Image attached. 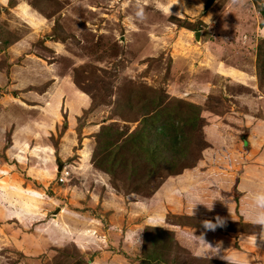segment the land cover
Returning a JSON list of instances; mask_svg holds the SVG:
<instances>
[{
  "label": "rangeland",
  "instance_id": "374dc122",
  "mask_svg": "<svg viewBox=\"0 0 264 264\" xmlns=\"http://www.w3.org/2000/svg\"><path fill=\"white\" fill-rule=\"evenodd\" d=\"M207 1L0 0V264H138L152 239L159 264H207L172 242L193 216L147 223L167 182L181 193L208 120L264 114V0Z\"/></svg>",
  "mask_w": 264,
  "mask_h": 264
},
{
  "label": "crops",
  "instance_id": "0c3cea01",
  "mask_svg": "<svg viewBox=\"0 0 264 264\" xmlns=\"http://www.w3.org/2000/svg\"><path fill=\"white\" fill-rule=\"evenodd\" d=\"M22 13L24 16L31 14L27 10L25 12L22 11ZM242 43L244 44L240 43V45L247 44L245 41ZM25 71L28 70L26 69ZM234 71L231 69L229 75L232 78H236L237 82L239 81L238 83L242 81L247 83L249 81V78H245L247 76L241 73L242 71L236 69ZM31 75L33 76V72ZM262 99H259L260 102H264V99ZM251 118L245 116V118L233 121L231 117L229 121L224 120V122L220 123L211 122L213 121L212 119L211 121L208 120V124L204 127V137L205 141L210 143H207L196 165L176 177L180 181L177 192L181 190V193H176L177 197H175L176 199L174 198L175 192L173 185L170 184L171 181L167 182L166 186L162 188L161 192L164 191L163 210L158 208L159 212L153 214L152 219L163 223L165 213L169 211L174 215L193 216L195 221L212 220L215 222L217 216L225 221L221 229L214 231L201 227L190 228V230L177 227H175L176 230L173 229V244L182 249L188 246L189 256L194 260L210 259L203 252L197 254L199 250L192 237V233L195 232L197 236L203 234L206 241L214 247L222 242L220 256H231L237 264H264V235L261 234V229L251 222V218L255 214L252 194L264 191L263 111L262 115L257 116V118ZM243 130L246 131V140L242 135L244 133ZM237 138L238 140L235 141ZM224 142L226 147L228 145L226 142L234 143L237 149L233 147V150L227 151L228 155L224 154L225 156L222 157L218 154L219 166H215L216 164L207 165L209 158H214L216 149L221 148L220 145ZM261 144L263 145L262 149L259 147ZM185 175H189V181L182 183L181 179ZM184 184L189 185L190 192L188 195L184 194L181 189ZM197 189H201L206 196L201 195V197L197 195V191H192ZM154 215L156 216L154 217ZM237 221L238 223H234ZM242 223L248 224L247 232L242 229ZM107 230L105 231L108 232ZM211 259L230 264L229 261L220 259L219 256H213Z\"/></svg>",
  "mask_w": 264,
  "mask_h": 264
},
{
  "label": "clouds",
  "instance_id": "9594fccd",
  "mask_svg": "<svg viewBox=\"0 0 264 264\" xmlns=\"http://www.w3.org/2000/svg\"><path fill=\"white\" fill-rule=\"evenodd\" d=\"M233 3H236L237 0H232ZM172 4H168L167 6L163 3H160V0H157V7H159L165 14L171 13ZM179 15V14H178ZM252 201L253 206L255 208V214L251 218V222L255 225H257L261 229V234L264 235V191H259L254 194H252ZM211 209V208H209ZM147 223L153 227L161 226L162 227V221L156 220V219H149ZM225 224V221L223 218L217 216L215 222L212 220H204L202 221V225L204 229L209 231L216 230L217 227H223ZM135 233L126 236V240H133L135 237ZM192 237L194 242L197 245L198 253L203 252L208 258H212L213 256H219L220 259H224L230 262V264H237L235 259L231 256L224 255L220 256L221 248H222V242L218 243L215 247L206 241L205 236L201 234L200 236L195 235V232L192 233Z\"/></svg>",
  "mask_w": 264,
  "mask_h": 264
},
{
  "label": "trees",
  "instance_id": "16d2710c",
  "mask_svg": "<svg viewBox=\"0 0 264 264\" xmlns=\"http://www.w3.org/2000/svg\"><path fill=\"white\" fill-rule=\"evenodd\" d=\"M155 121H157V119H155ZM153 129H154V126H153ZM163 130H164V125L163 124L162 125H158L155 128V131L152 134L153 141L156 144H153V146H152V147H154V149L151 150L150 148H148L147 151H146V152L149 153V155H151V157H153V156L155 157L159 152L165 151L164 148L167 145L166 144V139L168 137H166V135L162 132ZM173 144L176 145V143H173ZM202 221H204V220L193 221V222H196L197 224H194V223H192V224L197 226V227L204 228L203 225H202ZM242 227H243L242 229L245 232L248 231L247 230L248 227H249L248 224L242 223ZM221 228L222 227H217L216 229L219 230ZM142 243L145 244L144 241ZM151 245H152V247H151L152 250H149L148 252L145 251L144 252L145 254H142L143 256L140 257V260H139L138 264H159L161 262V260H164V257L166 256V253H164L165 244L163 242H161L160 240L157 241V239L156 240L152 239L151 240ZM144 249L146 250V247L143 245L142 248H141V252H143ZM199 260H200V263H207V264H209L210 262H213V261L217 262L214 259H199ZM218 263H220V264H228V263H221V262H218ZM163 264H165V263H163Z\"/></svg>",
  "mask_w": 264,
  "mask_h": 264
},
{
  "label": "water",
  "instance_id": "95a60500",
  "mask_svg": "<svg viewBox=\"0 0 264 264\" xmlns=\"http://www.w3.org/2000/svg\"><path fill=\"white\" fill-rule=\"evenodd\" d=\"M214 2V0H208L207 2H206V5H205V7H204V10H207L211 5H212V3ZM199 36H200V32H196L195 33V39L198 41L199 40ZM59 211V208L56 210V212L55 213H57ZM54 213V214H55Z\"/></svg>",
  "mask_w": 264,
  "mask_h": 264
}]
</instances>
